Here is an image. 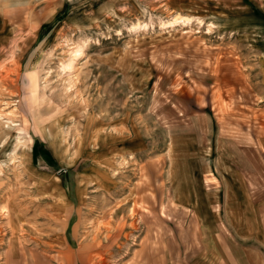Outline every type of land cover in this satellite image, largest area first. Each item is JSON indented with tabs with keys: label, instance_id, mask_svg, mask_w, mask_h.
I'll use <instances>...</instances> for the list:
<instances>
[{
	"label": "rangeland",
	"instance_id": "obj_1",
	"mask_svg": "<svg viewBox=\"0 0 264 264\" xmlns=\"http://www.w3.org/2000/svg\"><path fill=\"white\" fill-rule=\"evenodd\" d=\"M221 239L264 264V0H0V264Z\"/></svg>",
	"mask_w": 264,
	"mask_h": 264
},
{
	"label": "crops",
	"instance_id": "obj_2",
	"mask_svg": "<svg viewBox=\"0 0 264 264\" xmlns=\"http://www.w3.org/2000/svg\"><path fill=\"white\" fill-rule=\"evenodd\" d=\"M228 241L221 239L217 244L219 247H226ZM222 249L218 250V253L215 254L216 261H218V264H263L261 260L257 258V256L254 254V249L252 246H247L244 248V252L242 251L241 254L232 255L230 252H226V249H224L225 253L223 254L221 252ZM264 260V256H263Z\"/></svg>",
	"mask_w": 264,
	"mask_h": 264
},
{
	"label": "bare ground",
	"instance_id": "obj_3",
	"mask_svg": "<svg viewBox=\"0 0 264 264\" xmlns=\"http://www.w3.org/2000/svg\"><path fill=\"white\" fill-rule=\"evenodd\" d=\"M79 50H81L80 47L76 48L75 52L77 53ZM77 54H80V53H77ZM66 66L70 67L71 66V62H68Z\"/></svg>",
	"mask_w": 264,
	"mask_h": 264
}]
</instances>
